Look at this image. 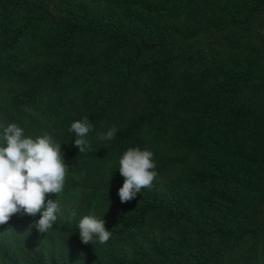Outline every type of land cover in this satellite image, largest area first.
<instances>
[{
	"label": "trees",
	"instance_id": "obj_1",
	"mask_svg": "<svg viewBox=\"0 0 264 264\" xmlns=\"http://www.w3.org/2000/svg\"><path fill=\"white\" fill-rule=\"evenodd\" d=\"M0 121L62 144L78 194L47 233L0 225V264H264V0H0ZM137 146L158 174L122 203ZM91 213L104 244L78 233Z\"/></svg>",
	"mask_w": 264,
	"mask_h": 264
},
{
	"label": "clouds",
	"instance_id": "obj_2",
	"mask_svg": "<svg viewBox=\"0 0 264 264\" xmlns=\"http://www.w3.org/2000/svg\"><path fill=\"white\" fill-rule=\"evenodd\" d=\"M94 125L87 116L74 120L69 131L81 153L92 151L89 134ZM117 127L97 134L102 142L113 140ZM61 145L45 132L42 135L26 134L17 123L0 121V225L18 212L31 215L32 227L47 233L61 212L66 174L69 167L61 152ZM119 172L125 178L118 194L122 203L134 199L143 188L150 187L157 176L154 153L148 148L130 147L119 158ZM48 194H56L51 198ZM59 197V198H58ZM75 211L72 216L75 217ZM83 243L104 244L112 236L104 218L94 213L84 215L77 223Z\"/></svg>",
	"mask_w": 264,
	"mask_h": 264
},
{
	"label": "rangeland",
	"instance_id": "obj_3",
	"mask_svg": "<svg viewBox=\"0 0 264 264\" xmlns=\"http://www.w3.org/2000/svg\"><path fill=\"white\" fill-rule=\"evenodd\" d=\"M51 198L55 199L56 194H48ZM59 198V197H58ZM78 194H64L63 199L61 201V212L59 213L61 216H70L73 207L77 203Z\"/></svg>",
	"mask_w": 264,
	"mask_h": 264
}]
</instances>
